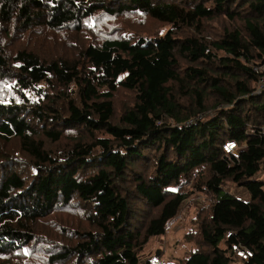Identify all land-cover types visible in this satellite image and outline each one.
Masks as SVG:
<instances>
[{
	"label": "trees",
	"instance_id": "16d2710c",
	"mask_svg": "<svg viewBox=\"0 0 264 264\" xmlns=\"http://www.w3.org/2000/svg\"><path fill=\"white\" fill-rule=\"evenodd\" d=\"M98 13L167 29L47 55L0 38L14 94L0 97V264H41L38 223L58 208L80 219L61 222L47 264H140L194 193L207 202L176 264H264V0H0V31H78ZM162 254L142 264H173Z\"/></svg>",
	"mask_w": 264,
	"mask_h": 264
},
{
	"label": "rangeland",
	"instance_id": "374dc122",
	"mask_svg": "<svg viewBox=\"0 0 264 264\" xmlns=\"http://www.w3.org/2000/svg\"><path fill=\"white\" fill-rule=\"evenodd\" d=\"M166 29V25L160 24L147 15L140 13H124L118 16H107L103 13H98L96 17L90 19L78 31L68 27L51 30L44 26H39L32 30H20L15 27L14 23H9V25L1 28L0 38L5 52L9 55H13L18 48H32L38 54L47 55L64 50L73 52L78 46L90 43L101 36L153 35L162 34ZM10 82L9 79L0 77V97L14 95L9 86ZM120 97L124 98L126 95L121 94ZM45 143L50 149L52 147L56 149L57 147V145H53L46 139ZM7 147L16 156L26 159L29 163L26 166L27 170L32 166V161L20 151L16 141L11 140ZM4 148L6 147L0 143V149ZM231 193L242 199L248 198V193L240 188H231ZM189 197L188 200L182 203L176 217L168 223L165 233L161 236L150 238L145 244L140 256V264L151 255L154 256L156 252L163 253L161 259H169L173 264H176L178 259L185 257L194 248V244L187 234L195 230L196 226L192 219L197 211L200 210V207L207 202V199L199 193H194ZM75 219H80L76 211L58 208L49 218L38 223V232L42 233L44 235L43 239H45L38 245L35 252V256L41 264H47L46 249L52 247L56 240H62L61 222L67 221L70 227H75L77 225Z\"/></svg>",
	"mask_w": 264,
	"mask_h": 264
},
{
	"label": "built area",
	"instance_id": "2783aa9c",
	"mask_svg": "<svg viewBox=\"0 0 264 264\" xmlns=\"http://www.w3.org/2000/svg\"><path fill=\"white\" fill-rule=\"evenodd\" d=\"M208 50V49H207ZM253 69L255 71H258L260 73V79H259V84H260V89L264 88V63L254 66ZM222 148L225 152L229 153L231 151H235L237 148L236 142L235 141H227L222 145ZM235 248V246H233ZM237 254L241 255L244 258H247V256L250 255V252L248 250L245 251H237ZM151 262L153 263H158L159 258L158 256L154 255L150 257Z\"/></svg>",
	"mask_w": 264,
	"mask_h": 264
}]
</instances>
